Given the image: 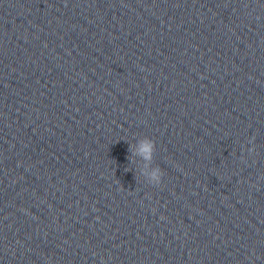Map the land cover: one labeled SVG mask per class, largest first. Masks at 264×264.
Returning <instances> with one entry per match:
<instances>
[{
    "label": "clouds",
    "instance_id": "clouds-1",
    "mask_svg": "<svg viewBox=\"0 0 264 264\" xmlns=\"http://www.w3.org/2000/svg\"><path fill=\"white\" fill-rule=\"evenodd\" d=\"M152 149H153V143L151 141H146L142 144L140 148V152L144 155L145 159H150ZM159 175L160 173L158 169L153 172V177L157 180L159 179Z\"/></svg>",
    "mask_w": 264,
    "mask_h": 264
}]
</instances>
